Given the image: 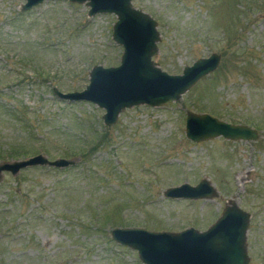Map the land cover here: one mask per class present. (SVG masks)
I'll use <instances>...</instances> for the list:
<instances>
[{"label": "rangeland", "instance_id": "rangeland-1", "mask_svg": "<svg viewBox=\"0 0 264 264\" xmlns=\"http://www.w3.org/2000/svg\"><path fill=\"white\" fill-rule=\"evenodd\" d=\"M0 0V162L42 153L75 160L0 179V264H145L114 227L206 229L232 199L250 213L249 264H264V0H133L157 21V65L172 74L212 52L218 67L175 101L105 109L53 93L83 89L95 64L116 66L114 13L44 0ZM186 110L254 127L252 140L193 141ZM206 178L213 198L168 187Z\"/></svg>", "mask_w": 264, "mask_h": 264}, {"label": "water", "instance_id": "water-1", "mask_svg": "<svg viewBox=\"0 0 264 264\" xmlns=\"http://www.w3.org/2000/svg\"><path fill=\"white\" fill-rule=\"evenodd\" d=\"M44 0H25L26 10ZM89 6L88 15L114 13L112 39L122 45L120 63L116 66L95 64L89 71V82L81 90L62 92L53 87V93L67 101H91L105 109L102 119L106 125L116 122L126 107L146 103L162 105L175 101L200 78L214 71L220 54L210 53L185 65L181 73L172 74L161 69L152 60L158 51L157 21L147 12L133 5V0H69ZM185 134L193 141L217 136L226 139L252 140L257 130L246 124L231 123L208 112L186 110ZM74 159H49L38 153L24 159L0 162L2 172L16 174L20 169L35 165L67 167ZM172 198H213L216 188L206 178L192 185L183 182L164 190ZM250 213L232 199L220 215L206 229L188 226L181 230H154L140 226L114 227L111 237L118 243L136 249L145 264H249L246 231Z\"/></svg>", "mask_w": 264, "mask_h": 264}]
</instances>
